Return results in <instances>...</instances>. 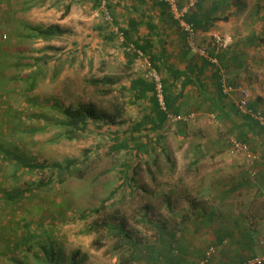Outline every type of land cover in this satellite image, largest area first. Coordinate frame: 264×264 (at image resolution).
<instances>
[{
  "label": "rangeland",
  "instance_id": "obj_1",
  "mask_svg": "<svg viewBox=\"0 0 264 264\" xmlns=\"http://www.w3.org/2000/svg\"><path fill=\"white\" fill-rule=\"evenodd\" d=\"M85 1L0 0V264H144L141 259L133 262L134 246L117 249L125 243L107 224L123 225L143 244L154 243L153 224L168 220L160 206L165 192H174L170 196L179 206L212 182L211 171L204 183L195 181L196 161L182 152H159L155 160H147L146 153L115 148L123 144L115 131L121 123L90 120L78 139L64 137L69 105L95 103L109 113L122 102L126 107L119 89L103 95L89 82L103 78L105 71L125 77L128 70L113 54L103 61L98 47L89 49L77 39L80 30L71 32V8L76 9L74 18L91 15ZM251 15L258 18L254 25L264 36V8ZM67 16L69 32L63 30L49 44L37 40V24ZM20 62L24 66L18 67ZM32 81L35 87L29 93ZM207 128L208 137L216 140L212 121ZM228 147L233 155L231 143ZM67 164L71 171L64 169ZM14 191H22L23 197L9 201L6 196ZM147 205L157 215L139 216ZM204 247L193 241L185 264H198Z\"/></svg>",
  "mask_w": 264,
  "mask_h": 264
},
{
  "label": "crops",
  "instance_id": "obj_2",
  "mask_svg": "<svg viewBox=\"0 0 264 264\" xmlns=\"http://www.w3.org/2000/svg\"><path fill=\"white\" fill-rule=\"evenodd\" d=\"M85 2L91 15L74 18L76 9L71 8V32L80 30L79 41L89 49L98 47L97 54L103 61L108 55L118 56L119 63L128 70L125 77L121 73L122 82L118 86L125 88L124 122L115 130L123 144L118 142L114 147L126 146L135 154L146 153L147 160H155L159 152L187 154L189 161H196L197 169L193 171L195 181L200 183L212 173L210 187L196 190L194 200L187 195L179 206L170 196L174 192L166 191L168 196L160 206L168 220L155 224L165 227V233L176 234V245L188 252L195 240L198 244L205 243L203 255L210 247H217L211 264H239L263 255L260 240L264 237V128L236 110L240 95H225L219 80L220 70L224 69L233 84L249 91L251 106L264 113V36L254 25L258 18L251 15L252 10H261L264 4L250 0H203L190 13L189 21L198 32V46L217 56L218 66L188 48L186 35L166 4L111 0L115 20L108 24L98 11L100 2ZM69 19L67 16L46 26L43 23L48 22L44 19L35 27L56 25L66 31ZM80 21L84 22L82 29ZM118 30L125 33L122 43L116 39ZM37 40L49 44L55 39ZM129 46L133 51L127 50ZM136 50L161 74L169 114L195 113L193 118L176 123L169 119L156 101L154 84L146 77ZM210 121L217 129L216 140L208 137ZM197 138H201L199 144L192 145ZM232 138L248 143L259 154L253 165L259 175L257 185L250 183L245 160L232 151V157L229 154ZM151 211L152 207L147 205L139 216L157 215ZM181 258L185 260L187 256Z\"/></svg>",
  "mask_w": 264,
  "mask_h": 264
},
{
  "label": "trees",
  "instance_id": "obj_3",
  "mask_svg": "<svg viewBox=\"0 0 264 264\" xmlns=\"http://www.w3.org/2000/svg\"><path fill=\"white\" fill-rule=\"evenodd\" d=\"M101 1L102 0H97L96 4H98ZM202 1L203 0L198 2L195 9L198 7V5ZM150 2H155V1H150ZM157 3H160V2H157ZM187 20L189 21V18H187ZM34 31H35L36 37L42 38L44 41H47V42H50L56 39L57 37H60L61 34L64 33L63 29L56 25H52L47 28L35 27ZM19 65L24 66L22 62L18 64V67ZM105 73L106 75L101 79H89V82L91 83V85L95 86L97 91H99V93L103 95L110 94L114 92L117 88L123 94V97H124L125 88L118 87L119 83H121L122 81V78L120 76H111L106 71ZM34 87H35V82L32 81V83L30 84L28 88L29 89L28 92L29 93L32 92ZM156 101L158 103L157 99ZM124 105L125 103L122 102L118 104V106H114V111L112 113H109L107 111H104L103 109H100L95 103H78V104L69 105V107L66 110H64V115L66 119V122H64L66 126L64 137L67 140L78 139L79 136L84 135L88 131L90 120H93L95 122L96 121L101 122V123L108 124V125L109 124L116 125V124L123 123L124 114L126 112V108L124 107ZM250 149L251 151L256 152L251 147ZM16 158H17L16 160L20 159L17 156ZM168 159H170L169 156H168ZM25 166L29 170H32V171L33 170L35 171V169L44 170L43 167L41 166L38 167L37 165H29V166L25 165ZM64 169H66L67 171H71L72 165L67 164V166ZM24 191L26 190H23V192ZM22 194H23L22 191H14L13 193L7 194L6 198L9 199V201H16V200L18 201L20 198L23 197ZM107 225H109V228L107 227V230L110 231V233L112 232L113 235L115 234L116 236L120 237L121 241L122 242L124 241L125 243L121 246L118 245L117 246L118 250L119 249L121 250L122 248H126L128 244L134 246L133 262L140 261L141 259V261H143L144 264H185V261L183 258H181V256L187 255V252H186L187 250H185V248L181 247L180 245H176L178 241L176 234L173 235V234L165 233L164 231L165 227H161L158 224L154 223L151 230H155L154 232L155 242L143 244L139 238H136V237L134 238L132 234L127 232V230L125 229L123 225H120V226H115V225L113 226L112 224H107ZM184 251H185V254H184ZM124 264L126 263L124 262Z\"/></svg>",
  "mask_w": 264,
  "mask_h": 264
},
{
  "label": "built area",
  "instance_id": "obj_4",
  "mask_svg": "<svg viewBox=\"0 0 264 264\" xmlns=\"http://www.w3.org/2000/svg\"><path fill=\"white\" fill-rule=\"evenodd\" d=\"M155 2L164 3L168 6V12L177 21L180 30L186 35L188 48L198 52V55L204 59L210 61L213 65H220V61L217 56L210 54L209 50L198 46L196 42L197 28L195 25L187 20L188 15L197 6L198 2L201 0H188L186 3L182 4L181 0H150ZM111 0H102L99 4L98 11L102 15L104 21L108 24L114 22V14L111 8ZM117 41L123 42L125 38L124 31H117ZM128 51H133V47L129 46ZM139 59L142 61V65L146 72V77L154 84L155 96L158 100L160 108L164 110L169 119L176 123L180 120L188 121L195 116V113H189L186 115L172 116L169 114L168 106L165 100V90L164 83L161 74L155 69L150 60L145 58V56L136 50ZM220 85L222 92L225 95L229 94H239L240 98L236 103V110L239 113L249 116L252 120L257 122L261 127L264 128V113L260 110H256L250 104V94L246 88H242L233 84L224 69L220 70ZM231 150L234 154L243 158L247 163L248 178L253 185L258 184L259 175L254 169L253 165L255 161L259 158V154L251 151L249 145L237 138H232L231 140ZM260 244L264 246V237L260 240ZM217 247H210L202 258L199 260L198 264H211L213 257L217 254ZM239 264H264V254L260 256L250 257Z\"/></svg>",
  "mask_w": 264,
  "mask_h": 264
}]
</instances>
